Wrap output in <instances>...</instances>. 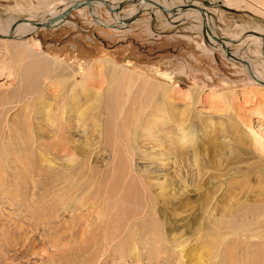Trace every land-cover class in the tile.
Masks as SVG:
<instances>
[{
	"label": "rangeland",
	"instance_id": "rangeland-1",
	"mask_svg": "<svg viewBox=\"0 0 264 264\" xmlns=\"http://www.w3.org/2000/svg\"><path fill=\"white\" fill-rule=\"evenodd\" d=\"M59 1L0 0V32L24 18L35 21L46 18L47 8ZM166 1L172 9L196 2L201 8L206 7L213 35L207 37L206 30L199 29L201 19H174L172 9L164 13L154 5L138 8L133 6L135 0H120L114 3L113 12L100 4L97 11L102 22L91 14L92 7H87L72 11L53 29L0 37L3 72L0 75V151L1 148L12 153L21 150L23 155V160L15 154L0 156V193L6 191L4 196L0 195L4 197L0 200L2 263L50 264L48 253H53L50 259L56 264H102L104 257L84 249L87 239L101 235L106 223L111 225L109 233L113 228L124 227L125 223L129 228L134 225L135 231H122L121 237L157 234L185 243L182 248L171 246L166 253L141 249L138 261L131 254L126 260L109 257L106 264H162L163 260L166 264H228L220 260L219 249L207 251L200 241L215 242L227 235L228 241L235 242L245 227L255 228L257 236L253 237L251 232L249 236L260 243L256 248H249L248 259L253 260L247 264H264V85L257 81L264 82V56L259 44L232 41L224 52L216 47L220 46L218 39L241 36L243 31L264 32V11L257 12L253 0L231 1L233 4L229 6H225L226 0ZM107 2L111 4L110 0ZM260 2L264 4V0ZM133 7L137 13L134 11L133 17L116 26L113 14L125 15ZM71 77L93 80V85L87 91L81 90L82 95L77 94L67 87ZM126 78L131 82L122 81ZM161 90H165L164 94ZM68 100L71 104L74 102L71 112L77 108L84 110L87 117L84 122L89 130L91 116L95 114L93 117L99 118L95 123L100 126V146H105L106 152L96 154L99 145H92L91 137L86 142V137L78 133H72L77 139L73 143L77 151H73L71 158L56 152L53 123L67 109ZM154 102L166 106L165 110L171 113L168 122L160 119L162 113L153 107ZM154 117L157 121L148 137L147 131L141 128L146 120ZM177 125L195 136L200 163L192 166L190 158L184 159L182 166L175 170L164 171V175L152 174V182L163 180L166 174L170 180L163 184L162 202L154 196L155 188H143L139 182L142 176L136 172L135 162L143 164L144 160L135 156V161L132 154L128 158L121 149L124 146L132 153L128 146L134 139L139 141L138 146L145 148V153L155 154L151 160L161 159V152L173 142L170 138L176 137ZM70 172L73 180L69 181ZM37 173L40 175L38 187L42 189L34 192L45 199L25 201L32 191L24 190L21 185L29 184ZM71 181L81 187L76 193L66 186ZM145 190L147 197L153 198H150L155 219V225L150 224L152 233L140 230L141 225L135 224L141 223V218L148 214ZM96 192V201L89 199L83 206L86 194L92 198ZM21 197L24 198L21 200ZM23 202L29 205L28 214L39 215L36 229L24 227L30 216L20 211L25 208ZM246 212L259 216L262 223L242 225L248 219L243 222L235 216ZM40 213H44L51 229L40 221ZM159 222L161 227H157ZM14 223L24 225L26 236L20 232L22 225L18 227ZM82 230L85 239L84 236L77 238ZM32 233V239H28ZM55 233L71 234L72 240L68 243L65 238H58L56 242L53 240L56 248H52L48 241ZM29 240L32 243L27 246L24 241ZM253 250L258 254L253 256ZM236 251L234 259L239 261L241 250ZM38 254L45 258L43 262Z\"/></svg>",
	"mask_w": 264,
	"mask_h": 264
},
{
	"label": "bare ground",
	"instance_id": "bare-ground-1",
	"mask_svg": "<svg viewBox=\"0 0 264 264\" xmlns=\"http://www.w3.org/2000/svg\"><path fill=\"white\" fill-rule=\"evenodd\" d=\"M77 1H84V0H61V1H59V2H56V3H54V4H52V5H50V7L49 8H47V10L44 12V15L45 16H47L46 18H41L39 21H35V19H23V20H20L19 22H15V23H13V24H11L8 28H7V30H5L3 33L2 32H0L1 34H0V36L2 37V38H10L11 37V35H13V36H18V35H20L21 33H24L25 31H28V32H31V31H33V30H37L36 29V27L33 25V24H31V23H28V22H26L25 20H28V21H35V22H42V23H45V22H47L48 20H50V19H52V18H54V17H57V16H59L60 14H62L68 7H70L74 2H77ZM135 1H137V3L135 4V5H133V6H137L138 8H143V7H145V6H153V4L151 3V2H154V3H156V4H158V5H160L164 10H171L172 8L170 7V5H169V3L166 1V0H151V2L150 1H146V0H135ZM231 1H237V0H226V5L225 6H229L230 5V3L231 4H233ZM253 1H255V3H254V7L256 8V11L257 12H263L264 11V4L263 3H261L260 1H262V0H253ZM150 2V3H149ZM188 2V1H187ZM194 2H196L195 0H194ZM212 2V1H211ZM216 2V1H215ZM214 1H213V3H215ZM100 2H97V1H95V2H92L91 4H90V8L92 7V11H91V14L94 16V17H96V18H99V20H100V17H99V14H98V7H100L101 5H103V4H101ZM193 4V7L191 6V4H187V5H182V4H180L181 6H188V7H186V8H184V9H179V8H177V12L175 13H173L175 16H172V17H174V19L175 18H189V17H191V18H197V19H201L202 21H203V23H202V21H201V25H200V27H199V29L200 30H203V32L206 30V32H205V34H206V36L207 37H211L212 35H213V32H212V24H211V17L209 16V14H208V9L206 8V7H203V8H201L200 6H199V4L196 2L195 4L194 3H192ZM110 7H116V6H114V3H112L111 2V4H108ZM179 5V6H180ZM88 6H84V7H80V8H77V11L79 10H81V9H85V8H87ZM147 8V7H146ZM214 9V8H213ZM263 10V11H262ZM134 11H135V13H137V9H136V7H133V8H130L129 9V11H127V13L125 14V15H118L117 13H115V14H113V17H114V21H115V25L116 26H118V24H120L121 25V22H124V21H126V20H128L129 18H131V17H133L132 15H134L135 13H134ZM43 13V12H42ZM43 15V16H44ZM42 17V16H41ZM30 18V17H29ZM123 20V21H122ZM101 21V20H100ZM64 22V21H63ZM102 22V21H101ZM128 22V21H127ZM103 23H105V22H103ZM205 23V24H204ZM122 24H124V23H122ZM128 24V23H127ZM119 25V26H120ZM243 35H241V36H233V37H230V38H227V37H225L224 39L225 40H220V41H218V43L220 44V46H216V47H218L219 49H221L223 52L225 51V47L228 45V44H230L232 41H234V42H237V43H240V44H245V45H250V44H254V45H256V44H259V45H261V48H262V55L264 56V32L262 31V32H245V31H243V33H242ZM226 39H229V40H226ZM210 41H211V38H210ZM213 41L215 42V40L213 39ZM229 42V43H228ZM113 65H115L114 63H112ZM45 65V64H44ZM116 66V65H115ZM1 68V67H0ZM105 68V67H104ZM106 69V68H105ZM104 69V70H105ZM10 71V70H9ZM108 71V70H107ZM106 72V71H105ZM3 72H1V70H0V75L2 74ZM10 73V72H9ZM113 73V72H112ZM111 74V72L110 73H108L107 72V75H110ZM114 74V73H113ZM105 75V74H104ZM88 76V75H87ZM100 76V75H99ZM113 76V75H112ZM92 77L94 78V76L92 75ZM114 77V76H113ZM135 77V76H134ZM129 78H131V77H129ZM129 78H126V80L124 79H122V81H127V83H129V82H131V79H129ZM254 78V77H253ZM55 79V78H54ZM254 79H256V78H254ZM71 82L69 83V85L67 86V85H65V86H67V87H69L70 89H74L76 92L75 93H77V94H79V92L81 91V90H88V89H90V86L91 85H93L92 84V82H93V80L91 81V80H89V79H85V80H83V79H79V80H77V79H72V77H71ZM91 81V82H90ZM121 81V80H120ZM259 83L261 82V81H259V80H257ZM66 82V81H65ZM145 82V81H144ZM263 83V82H262ZM261 83V84H262ZM49 84V83H48ZM146 85V84H145ZM48 86V85H47ZM50 86V85H49ZM96 86V85H95ZM147 87V86H146ZM94 88V87H93ZM162 88L163 89H167V87L164 85H162ZM63 89V88H62ZM99 89V88H98ZM95 91V90H94ZM126 91V90H125ZM159 91V90H158ZM162 91V93L164 94V92H165V90L163 91V90H161ZM97 92H99V91H97ZM84 93V92H83ZM80 94L82 95V93L80 92ZM92 95H95V94H92ZM143 96V95H142ZM86 97H88V95L86 96ZM73 99V98H72ZM84 99V98H83ZM88 99V98H87ZM86 99V100H87ZM42 101V100H41ZM72 101V100H71ZM73 101H74V99H73ZM72 101V104L74 103ZM81 101H83L82 99L80 100V103H81ZM86 102V101H85ZM84 102V103H85ZM79 103V102H78ZM77 103V104H78ZM67 104H68V107H66L65 106V108H67L65 111L63 110V111H61V113H60V115H59V117L56 119V122H55V124L53 123V125H55V127H54V129L52 130V137L53 138H55L54 140H55V143H57V144H54V148H55V150H56V152H58V153H62V154H65V155H67L68 157H70V156H72V155H74L73 154V151H77V150H75V148H73L74 146V142L77 140L76 138H74V136H73V134L72 133H75V134H77L78 133V135H81V136H84V137H86V142H87V140H89V138L90 139H92V145H96V144H98L99 145V148L96 150L97 152H96V154L98 153H100V154H102L103 152H106L105 151V146L103 147V145L102 146H100L101 144H100V142L102 141L100 138H101V136H102V132H101V130H100V126H99V124H96L95 123V120H99V118L97 117H93L95 114H93L92 116H91V119L90 120H92L91 122V129L89 130V128L87 127V125H86V123L84 122V118H87V117H84V115L86 114L85 112H84V110L83 109H79V108H77L76 109V111H74V112H71L73 109H72V107H71V102L68 100V102H67ZM154 104V106L153 107H155V109H157L160 113H162L161 114V117L162 118H160V119H162L163 120V118L164 119H166L165 121H167V118H168V114L170 113H168L166 110H165V107L166 106H162V105H159L158 103H156V102H154L153 103ZM162 104H165V101L162 103ZM61 105V104H60ZM168 105V104H167ZM170 105V104H169ZM41 106V105H40ZM62 106H64L63 104H62ZM53 108V107H52ZM60 108V107H59ZM62 108V107H61ZM64 108V109H65ZM54 110V109H53ZM38 111V110H37ZM35 113V112H34ZM52 113H53V111H52ZM171 114V113H170ZM55 115V114H54ZM98 115V114H97ZM72 116H73V118H74V122H72V120H73V118H72ZM158 116H160V114H158ZM171 116V115H170ZM159 118V117H158ZM149 119V118H148ZM27 120V119H26ZM159 120V119H158ZM169 120V119H168ZM89 121V120H88ZM146 121H148V122H144L145 123V125H144V128H141L143 131H147V133H148V137L150 136V135H152L151 134V131H150V129H151V127L152 126H154L155 125V122L157 121L156 120V117H154V118H151L150 120H146ZM164 121V122H165ZM170 121V120H169ZM171 121H172V119H171ZM50 122V121H49ZM71 122H72V124H71ZM168 122V121H167ZM143 123V124H144ZM160 123V122H159ZM85 125H86V127H85ZM157 126V125H156ZM76 130H75V129ZM115 128H117V126L115 127ZM155 128V127H154ZM157 128V127H156ZM175 128V127H174ZM176 129H177V133H176V137H171L170 139L171 140H173V142H171L170 143V145H169V147L167 148V150L166 151H162L161 152V155H162V158L161 159H155V160H151L153 157H155V154L154 153H152V152H149V153H145V151H144V149L145 148H141V146H138L139 144H137V142H139L138 140H135L134 141V139H132L131 140V142H129L130 144H129V149L131 150V152L132 153H128V149L126 148V147H124L123 146V149H121L122 150V152L124 151L125 152V155H127V157L129 158L130 157V155L132 154V155H134L133 156V160H135L136 161V159H135V156L137 157V158H139L140 160H144V162L145 163H143V164H140L139 162H135V170H136V172H138V175L141 177L142 176V179L140 180L139 179V182L141 183V185H142V187L144 188V186H147V188L148 189H150L151 190V188H155L153 191H154V196L156 197V198H160V197H162L163 196V193H165V191H164V189H165V187L163 186V184H164V182H166V184H167V182H170V180L166 177L167 176V174H166V176H165V178L161 181H158L157 183H155V182H152V174L153 173H157V174H160V175H164L165 173H163L164 171H168V170H175L176 169V167H181L182 166V162H184V159H191V163H192V166H195V165H198V162L200 163V158H199V156H200V150L199 149H197L196 148V144H195V136L192 134V132L191 131H186L185 129H184V127L183 126H180V125H177L176 126ZM175 129V130H176ZM187 129H189L188 127H187ZM117 130V129H116ZM169 130V129H168ZM167 130V131H168ZM42 131V130H41ZM71 131H73V132H71ZM77 131V132H76ZM89 132H90V134H89ZM153 132V131H152ZM146 133V134H147ZM90 136H89V135ZM156 134H158V133H156ZM155 134V135H156ZM31 135V134H30ZM38 135V134H37ZM144 135H145V133H144ZM166 135H168V134H166ZM171 135V134H170ZM173 135V134H172ZM32 136V135H31ZM72 136V137H71ZM119 136V135H118ZM169 136V135H168ZM146 137V136H145ZM152 137V136H151ZM150 137V138H151ZM163 137H165L164 135H163ZM134 138V137H133ZM136 138V137H135ZM158 138V137H157ZM142 139V138H141ZM149 139V138H148ZM147 139V140H148ZM152 139V138H151ZM143 140H144V138H143ZM152 140H154V139H152ZM151 140V141H152ZM157 140V139H156ZM168 140V139H167ZM81 141V140H80ZM161 141V140H160ZM89 142H90V140H89ZM154 142H156L155 140H154ZM158 142V141H157ZM174 142H176L177 144H175ZM90 143V144H91ZM144 143V142H143ZM161 143V142H160ZM72 144V145H71ZM89 144V143H88ZM87 144V145H88ZM141 144H142V142H141ZM163 144H165V143H163ZM145 145V144H144ZM81 146V145H80ZM79 146V148L81 149L82 147H80ZM97 146V145H96ZM84 147V146H83ZM19 148H20V146H19ZM149 148V147H148ZM163 148V147H162ZM176 148H179V150H178V153L177 154H175L174 155V151L176 150ZM116 149V148H115ZM114 149V152L116 151ZM23 150H24V148H23ZM182 150L184 151L183 153H182ZM80 151V150H79ZM149 151H153V150H149ZM187 151L188 152H190V155H188L187 154ZM81 152V151H80ZM23 153V152H22ZM8 154H15V155H17V156H19L21 159H22V157L21 156H23V155H20L21 154V150H17V152H14V153H12V152H5L4 151V149L3 148H1V151H0V156H5V155H8ZM93 154V153H92ZM44 155V154H43ZM84 155V154H83ZM181 155H183V156H181ZM11 156V155H10ZM9 156V157H10ZM14 156V155H13ZM16 156V157H17ZM30 156V155H29ZM38 156H39V158L40 159H42V157H41V155H40V153H38ZM99 156V155H98ZM7 157V156H6ZM15 157V158H16ZM150 157V160L148 159ZM12 158V157H11ZM15 158H13V159H15ZM18 158V157H17ZM16 158V159H17ZM31 158V157H30ZM71 158V157H70ZM32 159V158H31ZM30 159V160H31ZM3 160V159H2ZM23 160V159H22ZM26 160V159H25ZM18 161H19V159H18ZM28 161V160H27ZM47 161V160H46ZM45 161V162H46ZM121 163V162H120ZM49 164H50V162H49ZM51 165V164H50ZM134 167V166H133ZM31 168V167H30ZM29 168H27V170H28ZM179 169L180 168H178L177 169V171H178V174H179ZM169 171V172H170ZM29 172V171H28ZM175 172V171H174ZM71 173L72 172H70V174H69V177H68V179H69V181L72 179L73 180V176L71 175ZM163 173V174H162ZM137 175V176H138ZM156 175V174H155ZM138 176V177H139ZM154 176V175H153ZM173 176V175H172ZM32 179H31V182L29 183V184H26L25 186L24 185H21L22 186V188L25 190V189H29V191H32V195H29V196H27V197H21V200H22V198H24V200L25 201H32V202H37V201H42V200H44L45 199V196L44 197H42L41 195L42 194H39V195H35L36 194V192H34V191H37V190H39V189H42L41 187H38V184L40 183L39 182V179H40V175L37 173L35 176H32L31 177ZM50 178V177H49ZM49 178H48V180H49ZM136 178V177H135ZM161 178V177H160ZM163 178V177H162ZM153 179H155V178H153ZM43 180V179H42ZM23 181V180H22ZM25 181V180H24ZM23 181V182H24ZM67 181V180H66ZM156 181V180H155ZM171 181H172V179H171ZM35 182H37L36 184H35ZM42 182H46V179H44ZM172 183V182H171ZM21 184V183H20ZM76 185V183L74 182V181H71V183L70 184H66V186H67V188L69 189V191H71V192H77V190L78 189H81V187H79V186H75ZM155 185H157L158 187H154ZM170 185V184H169ZM86 187H89V184H86ZM171 187V186H170ZM46 188V187H45ZM48 188V187H47ZM47 188H46V190H47ZM63 189V188H62ZM84 189H85V187H84ZM174 190V189H173ZM3 192V191H2ZM0 193V195H2V196H4V194H5V192L4 193ZM16 193V192H15ZM55 193V192H54ZM146 190H145V193H144V201H145V204H147L145 207L147 208V207H149V209H148V214H147V216H145V217H143V218H141V223H135L136 224V226H140L141 225V228H140V230L141 229H145V230H147L146 232L148 233V231H150V233H152L151 231H153V228L150 226V224H152V225H155L154 223H155V219H153L154 218V214H152V206H153V198H152V196H150L149 195V197H147V195H146ZM183 193V192H182ZM47 194V193H46ZM69 194V193H68ZM148 194H151V192L150 193H148ZM8 195H10L9 193H8ZM19 195H21L20 193H19ZM173 195V194H172ZM21 196H23V195H21ZM76 196V195H75ZM98 196V193L96 192L95 193V196L94 197H90V196H88L87 194H86V196H85V200H84V203H83V206L85 205V202L87 201V200H89V199H92V202H94V201H96V197ZM170 196V195H169ZM13 197H14V195H13ZM13 197H12V199H13ZM16 197V196H15ZM14 197V198H15ZM19 197V196H18ZM173 197V196H172ZM171 197V198H172ZM177 197V196H176ZM4 197H1L0 198V200H2ZM7 198H9V197H7ZM11 198V197H10ZM150 198H152V200L150 199ZM18 199V198H17ZM16 199V200H17ZM155 200V199H154ZM160 200H162V202L164 201L163 200V198H160ZM51 201H53L54 202V200H51ZM81 203V204H82ZM88 203V202H87ZM90 203V202H89ZM91 205L93 206L94 205V203H91ZM136 205V204H135ZM142 205V204H141ZM23 206L25 207L24 209H20V211L21 212H23L24 213V211L26 212V214L25 215H29L30 217H28V219H29V221L27 222V224H26V226H24V225H22V224H18V223H14V226H18V227H20L21 225V228H20V232L22 233V235H23V237L24 236H26V231H25V229H24V227H28V228H33V227H35L34 229H36V226H37V222H38V219H37V216H39V215H37V214H32V215H30V214H28L29 212H28V210H27V208L29 207V205H27L26 206V204H25V202H23ZM49 206V205H48ZM144 206V205H143ZM81 207V206H80ZM80 207H76V208H80ZM248 207V206H247ZM238 209H240V208H238ZM76 210V209H75ZM146 210V209H145ZM241 210V209H240ZM34 212V211H33ZM141 212V211H140ZM32 213V212H31ZM41 214V213H40ZM44 213H42L41 215H42V217H41V222H43L44 223V225L45 226H47V227H49L50 229L52 228L49 224L50 223H48V219L43 215ZM98 214H100V213H98ZM64 215V214H63ZM67 215V214H66ZM153 215V216H152ZM236 215V214H235ZM21 216V215H20ZM105 216V215H104ZM109 216H110V214H109ZM25 217V216H24ZM77 217V216H76ZM75 217V218H76ZM160 217V216H159ZM234 217V216H233ZM77 218H80V217H77ZM104 218V217H103ZM145 218V219H144ZM235 218L236 219H238V220H243V222H246L247 221V219H248V222L247 223H243L242 225H246V224H249L250 226L251 225H253V224H257V225H260L261 223H262V219L259 217V216H257L256 214H254V216L252 215V214H250V213H245V214H237L236 216H235ZM101 219V218H100ZM18 220H20V219H18ZM110 220V219H109ZM121 220V219H120ZM161 220V219H160ZM116 221V220H115ZM114 221V222H115ZM134 221V220H133ZM153 221V222H152ZM162 221V220H161ZM108 222V221H107ZM117 222V221H116ZM131 222V221H130ZM151 222V223H150ZM113 223V222H112ZM120 223V222H119ZM123 223V222H122ZM159 223H161V222H159ZM158 223V224H159ZM41 224V223H40ZM148 224V225H147ZM52 225V224H51ZM115 225H117V224H115ZM124 227H122V226H119V224L117 225V226H119V227H117V229L116 228H113V229H111L110 227V229H111V232L109 233V231L110 230H108V226H111V225H107V223L104 225V226H102V230H103V232L101 233V235H99L98 237H96V238H93V237H91V238H89V239H87V243H86V245L84 246V249H87L88 251H96V253H98L99 254V257H104L103 259L104 260H102V264H106V263H108L109 261H108V258L109 257H116V256H119L121 259H123V260H126L125 258H127L130 254L131 255H136V257H135V259L138 261V260H140L141 258L139 257V254H140V250L141 249H143V251L145 250V251H152V250H155V254H157V253H166V251H169L170 250V248H173V247H175V248H178V247H183V243H185L183 240V243H181V242H177V241H171V237L170 238H167V236H160V235H153L152 237H150L149 235V237H140L139 238V236L138 237H134L133 236V238H126V237H124V235H123V237H121V232L122 231H131V232H133V231H135L134 230V225L131 227V228H129V225L128 224H125L124 223ZM127 225V226H126ZM160 225H162V223L161 224H159V226H157V227H161ZM165 225V224H164ZM24 226V227H23ZM166 226V225H165ZM171 226V225H170ZM136 228V227H135ZM171 228H172V226H171ZM14 230H15V228H13ZM155 229V228H154ZM52 231H53V229H52ZM144 231V230H143ZM210 231V230H209ZM159 232V231H158ZM249 232H251V233H253V234H251L253 237H255V236H257L256 234V230H255V228L254 229H251L250 227H245V228H243L242 229V231L240 232V236H238L237 235V237L235 238L236 239V241L235 242H232V241H228L227 240V238L228 237H220L219 239H217L215 242H213V240L212 241H209V242H205V241H200L202 244H203V246L204 247H207V251L208 250H210L211 251V249H215L216 250V248H217V250H218V256H219V258H220V260L221 261H224V262H226V263H228V264H237V263H239V264H247V261L249 260L248 259V256H249V248L250 247H255V245L256 244H260L258 241L257 242H255V241H252L251 240V237L249 236ZM125 233V232H124ZM237 233H239V232H237ZM56 234V236L55 237H53L52 238V240H49L48 241V244H50L51 246H52V248L53 247H55L56 248V245L54 244V242H53V240L56 242V240L58 239V238H60V239H62V238H65L66 240H67V242L69 243L71 240H72V236H71V234H67V235H63V234H61V233H55ZM137 233H135V235H136ZM140 234V233H139ZM206 234V233H205ZM209 234V233H208ZM244 234H246V236L245 237H242ZM21 235V236H22ZM31 235H33V233L32 234H30V235H28V239H32V237H31ZM45 235H48L47 233L45 234ZM142 235V234H141ZM147 235V234H146ZM84 236V237H83ZM130 236H132V235H130ZM50 237V236H49ZM83 237V239H85L86 237H85V235H84V230H82V231H80V235L77 237V238H82ZM27 238L25 237V239L24 240H27ZM261 238V237H260ZM50 239V238H49ZM201 239V238H200ZM74 240V239H73ZM118 240V241H117ZM180 240V239H179ZM62 241V240H61ZM181 241V240H180ZM12 242V241H11ZM25 243H26V245L27 246H30V243H32L31 242V240H29L28 242L27 241H24ZM13 243V242H12ZM5 244V243H4ZM42 244V247H44V246H46V245H44L45 244V241L43 240V242L41 243ZM65 243H63V245H64ZM264 244V243H263ZM8 245V244H7ZM10 245V244H9ZM49 246V245H48ZM116 246H118V249L116 248ZM171 246H173V247H171ZM221 247V248H220ZM24 248V247H23ZM48 248V247H47ZM256 248V247H255ZM44 249V248H43ZM238 249V251L239 250H241V253H240V255H241V260L239 259V261H236V259H234L235 257H234V251H236ZM217 250H216V252H217ZM24 252H26V250L24 251ZM47 252V251H46ZM203 252V251H202ZM213 252V251H212ZM237 252V251H236ZM27 253V252H26ZM142 253V252H141ZM153 253V252H152ZM49 254V258L47 259V261H48V263H50V264H56L52 259H50L51 258V256H53V253H48ZM143 254H145L144 252H143ZM154 254V255H155ZM258 253L257 252H255V250H253V256H255V255H257ZM34 255V254H33ZM153 255V256H154ZM35 256V255H34ZM28 257V256H27ZM43 257V256H42ZM39 254H38V258L40 259V260H42V262L44 261V259L42 258ZM30 258V257H29ZM200 258V257H199ZM36 259V258H35ZM149 259V258H148ZM38 260V259H37ZM39 260V261H40ZM110 260V259H109ZM250 260H251V257H250ZM249 260V261H250ZM253 260V259H252ZM251 260V261H252ZM220 261V262H221ZM201 262V261H200ZM0 263L1 264H4V263H2V261L0 260ZM30 263V262H29ZM264 263V262H263ZM6 264V263H5ZM39 264H40V262H39ZM99 264V263H98ZM135 264H141V262H136ZM157 264V263H156ZM162 264H166L165 262H164V260H163V263ZM224 264V263H223ZM253 264V263H252Z\"/></svg>",
	"mask_w": 264,
	"mask_h": 264
},
{
	"label": "water",
	"instance_id": "water-1",
	"mask_svg": "<svg viewBox=\"0 0 264 264\" xmlns=\"http://www.w3.org/2000/svg\"><path fill=\"white\" fill-rule=\"evenodd\" d=\"M100 2L101 4H103L105 6V8L108 9V11L110 12H113L115 11L116 7H110L108 4V2L106 0H84V1H77V2H74L70 7H68L62 14H60L59 16L57 17H54L50 20H48L47 22L45 23H42V22H35V21H28V20H25L26 22L28 23H31L33 24L36 29H42V28H45V29H53L57 26H59L61 23H63V21L66 20L67 16L74 10H76L77 8H80V7H84V6H90V4L92 2ZM146 1H150L151 0H146ZM149 2V3H150ZM134 3H137V1H135ZM154 6L158 7L159 9H161L164 13H167V11L169 10H164L160 5L154 3V2H151ZM191 6L193 7V4H191ZM188 6H179L178 8L179 9H184ZM119 8V7H117ZM177 9L173 8L172 9V12H175ZM177 12V11H176ZM175 12V13H176ZM1 37V36H0ZM220 41V39H218ZM262 83V82H260ZM264 85V82L262 83Z\"/></svg>",
	"mask_w": 264,
	"mask_h": 264
},
{
	"label": "crops",
	"instance_id": "crops-1",
	"mask_svg": "<svg viewBox=\"0 0 264 264\" xmlns=\"http://www.w3.org/2000/svg\"><path fill=\"white\" fill-rule=\"evenodd\" d=\"M107 1V0H106ZM109 1V0H108ZM117 1H120V0H110V2H112V3H115V2H117Z\"/></svg>",
	"mask_w": 264,
	"mask_h": 264
},
{
	"label": "flooded vegetation",
	"instance_id": "flooded-vegetation-1",
	"mask_svg": "<svg viewBox=\"0 0 264 264\" xmlns=\"http://www.w3.org/2000/svg\"><path fill=\"white\" fill-rule=\"evenodd\" d=\"M224 49H226V48H224ZM227 50V49H226Z\"/></svg>",
	"mask_w": 264,
	"mask_h": 264
}]
</instances>
